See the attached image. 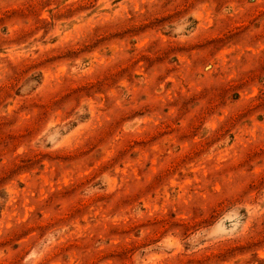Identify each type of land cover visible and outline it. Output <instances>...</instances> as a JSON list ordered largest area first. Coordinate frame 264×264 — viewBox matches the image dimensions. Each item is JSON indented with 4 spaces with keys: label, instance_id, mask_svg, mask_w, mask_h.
<instances>
[{
    "label": "rangeland",
    "instance_id": "obj_1",
    "mask_svg": "<svg viewBox=\"0 0 264 264\" xmlns=\"http://www.w3.org/2000/svg\"><path fill=\"white\" fill-rule=\"evenodd\" d=\"M0 264H264V0H0Z\"/></svg>",
    "mask_w": 264,
    "mask_h": 264
}]
</instances>
